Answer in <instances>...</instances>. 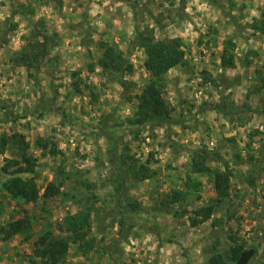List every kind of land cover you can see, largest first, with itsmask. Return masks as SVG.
Here are the masks:
<instances>
[{
	"label": "rangeland",
	"instance_id": "1",
	"mask_svg": "<svg viewBox=\"0 0 264 264\" xmlns=\"http://www.w3.org/2000/svg\"><path fill=\"white\" fill-rule=\"evenodd\" d=\"M256 20H264V0H0V138L26 137L39 160L41 191L27 204L7 195L3 170L14 157L0 153V230L30 217L14 238L3 241L0 233V264H36L37 236L48 229L60 234L59 224L90 194L99 198L92 200L97 246L85 257L71 252L64 264H209L229 252V237L257 248L250 264H264V31L250 28ZM147 30L157 40L183 43L185 61L166 76L164 94L180 124L128 122L150 79L138 41ZM228 38L236 59L227 69ZM102 44L120 50L125 72L104 74L95 66ZM20 52H42L41 63H19ZM221 102L235 115L203 109ZM41 139L63 156H49ZM110 144L129 167L156 172L140 181L125 175L124 195L142 211L126 216L124 227L125 211L114 212ZM204 150L216 160L212 168L231 170L229 198H218L211 177L190 172L195 153ZM60 176L68 178L61 194L46 200L47 186ZM210 207L211 218L199 223L197 212Z\"/></svg>",
	"mask_w": 264,
	"mask_h": 264
},
{
	"label": "trees",
	"instance_id": "2",
	"mask_svg": "<svg viewBox=\"0 0 264 264\" xmlns=\"http://www.w3.org/2000/svg\"><path fill=\"white\" fill-rule=\"evenodd\" d=\"M166 1L173 3L176 0ZM209 1L214 2L215 0ZM232 21L233 25H238L235 18H232ZM250 28L253 31L263 32L264 20H256V22L250 25ZM148 32L150 31L147 30L145 33L139 34L138 41L145 52V67L149 71L150 79L139 96L136 117L128 122L132 127L177 125L184 122V119L174 116L173 107L164 98V94L167 88L166 76L173 68L183 65L185 61L186 53L183 49V43L179 39L157 40L154 35ZM43 47L46 49V44ZM235 47L234 40L231 38H228L224 42L222 57L224 68L235 67L236 58L233 53ZM17 57L21 60L19 63L32 68L35 64L41 63L42 52L36 56L20 52L17 53ZM246 61L249 64V60ZM126 65L127 61L120 50L110 44H102L100 57L95 64L102 73L116 74L125 72ZM91 69H93V66ZM75 85L77 86V92L81 94V84L77 81ZM227 89L228 87L225 90ZM205 108L215 110L225 117L235 115V111L224 102L203 107V109ZM38 145L51 157L63 156V152L57 150L56 144L49 139H41ZM5 152L10 153L14 158L6 160V166L3 171L7 174L8 178L2 185L3 191L19 204L37 202L40 199L41 192L37 172L39 160L32 153L31 146L26 137L17 132H12L9 135L3 134L0 138V153ZM108 159L113 167V173H115L114 180L112 181L114 188L112 199L116 202L114 212L125 211V215L120 217V224L124 227L126 226V216L132 212L130 217L134 218L136 213L142 211L139 203L135 200H128L129 198L124 195L127 183L125 175L128 174L132 176L133 180L140 181L154 177L156 172L145 165L139 169L135 166L129 167V161L118 153L115 144H110ZM212 161L216 160L213 159L208 150L198 151L192 159L190 172L196 175L201 174L211 177L215 183L218 198L224 200L230 197L229 183L232 172L229 168H225V170L212 168L208 164ZM226 166L228 167V164H225ZM60 175H63L62 171ZM58 179L56 180L58 181L57 183L51 182L47 186L43 195L46 200L60 195L62 188L66 184V180H68V178L63 176H60ZM198 185L195 184V187ZM92 200L97 202L99 198L95 194H90L78 212L65 217L58 226L60 234L57 231L48 229V231L37 236L33 244V256L36 259V264H64L71 252H74L76 256L85 257L95 250L98 241L93 235L92 216L96 208L95 201ZM2 211L3 207L0 202V212L2 213ZM212 213L213 208L211 207L197 212L202 217L199 223L209 220ZM29 221L30 217L22 218L8 224L6 227H2L0 233L3 241H8L22 232L27 228ZM229 239L235 245L233 244L228 253H218L213 256L209 264H228V262L232 264H250L257 257V248H245L243 245L241 246L235 242L234 237H229Z\"/></svg>",
	"mask_w": 264,
	"mask_h": 264
}]
</instances>
